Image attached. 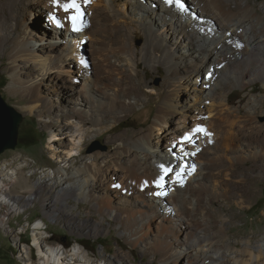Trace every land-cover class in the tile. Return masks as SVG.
Segmentation results:
<instances>
[{
    "label": "bare ground",
    "instance_id": "6f19581e",
    "mask_svg": "<svg viewBox=\"0 0 264 264\" xmlns=\"http://www.w3.org/2000/svg\"><path fill=\"white\" fill-rule=\"evenodd\" d=\"M183 1L187 5L186 11L176 9V6L168 8L162 0H77L80 13V19L77 21L79 29L89 23L91 24H89V31L93 30L92 24L102 28L106 19L109 18L108 16L124 20L125 10L128 8L135 14H138L136 13L138 10L143 9L149 17L155 18V21H148L147 15H144L147 21L142 25L149 30V33H147L146 49L141 52V55L149 53L150 57L162 62L170 74L171 84L165 93L156 94L158 104L153 112V119L146 129L112 135L114 138L121 139L126 146L125 164L123 160H107L105 156L102 157L101 164H98L97 159L94 158L91 161H86L81 169L77 170L79 175L76 174L73 179L70 178L71 183L64 184L60 179L57 180V184L53 188L42 187L43 185L40 188L35 183L32 186L23 187L21 191L35 192L36 194L52 191L63 195H70V193L78 191L76 197L90 205L92 211L89 210V213L95 212L117 221L116 225L132 246H140L143 253L158 256L161 264H264V260H261L263 261L261 263L257 259L259 255L260 257L263 255L264 259V235L254 244L251 243L250 238H247L242 241V246L238 247L235 244L231 245L226 240L224 225L214 235L206 230L207 221L194 219V212L198 208L200 196L209 187L207 178H212L211 181L215 182L211 188L212 192L217 193L216 190L219 188L217 186H220L222 181L220 177L228 178L234 167L232 164H223L221 167L211 166V168L209 166V163L213 165L211 160L219 154L216 150L218 141L222 138L233 140L237 137L232 122L219 127L214 124V118L222 119L226 116L225 113L223 114V110L228 104V95L224 93V84L226 83L230 88L237 86L243 88L257 79L262 80L264 84V21L256 15L243 19L242 15H239V10L234 9L231 5L233 0ZM11 2L8 11L11 20L7 22L0 19V42L11 40L7 51H9L11 62L16 66L19 61L23 60L22 57L26 51V34L28 33L27 24L24 22L21 27L26 32L13 34L12 21L14 19L11 14L16 13L18 8L29 13L40 11L41 16L46 17L51 28L45 29L50 36L49 41L57 38L59 29H64L65 34L73 31L69 16L74 15L75 10L65 12L58 5L54 6L53 0H11ZM66 2L67 0H59V3ZM242 3V1L239 2L241 5ZM187 7L193 8L204 19L192 17L188 13ZM260 9L264 11V4L260 5ZM251 10L252 8L249 9V11ZM50 16L56 17L60 24L59 27L50 19ZM252 19H255L254 25H252L253 22L251 23ZM152 22L155 25L157 22L159 25V29L157 28L155 32L151 31ZM252 27H254V31ZM0 49L6 50L4 47ZM154 49H160L159 54L153 53ZM71 53H73V49ZM73 54L75 55V53ZM46 59H41L43 62L37 64L42 75L53 72L55 68L61 69L64 63L68 66L74 65L72 62L74 57H69V59L64 57L60 62L51 60L47 64L45 63ZM141 59L140 56L139 60ZM149 59L147 58L146 61ZM184 73H189L190 78L186 79ZM186 76L189 77L188 74ZM11 78L12 87L21 90L23 87L22 83H18V74L12 73ZM182 79L184 82L180 83ZM41 81L38 76L27 81L28 84L33 82L29 92L31 90L33 95L36 94ZM69 81L71 83L68 89L75 91L77 97L81 96L77 98L76 102L70 100L73 104L71 114L81 115L82 120L85 118L90 124L101 125V129L106 132L115 127L119 115H129L133 104L126 102L125 99L132 97L130 92L132 89L139 88L138 85L132 84L129 87H121L117 91H105L106 89L101 91L99 88L101 85L96 79L84 80L83 83H80L73 76ZM78 84H80L79 88ZM181 84L185 88L189 85V89H191L193 101L181 110L194 113L191 118L192 127L188 126L184 119L178 120L179 122L173 127L169 124L170 115L176 114L179 108L178 104L172 101L178 95L176 93L178 89L183 86ZM105 86L109 88L108 84ZM205 89H208V92H205ZM153 94V91L147 94L149 96L147 101H150ZM28 96L24 94L22 98L28 100ZM133 98L134 103L140 101V97L136 94H133ZM45 101L49 106L51 105L50 100L45 99ZM250 101L253 102L255 99H250ZM34 103L33 101V104L28 105V108L34 109ZM205 113L207 116H204ZM108 118L112 119V123L103 126L104 121H107ZM80 138L77 137L78 140ZM194 142H198L199 147L196 153L193 152ZM254 147L256 146L253 145L252 148ZM176 151L182 152L174 155ZM73 152L74 147L72 146L67 150L68 156ZM115 158L118 159V157ZM5 163L0 165V172L6 171L0 179V204H8L10 208L16 209L19 207L18 202L22 194L4 188L6 184L2 180L4 179L5 182L7 180L17 181L20 185L26 186L27 178L21 171L18 172V168L21 169L22 166H19L17 171L6 170ZM161 165L171 171L165 174ZM254 165H249L248 169L253 170ZM82 173L83 176L79 177ZM192 173H195V178H191ZM52 175V177H56L54 171H52ZM253 179L254 177L248 174L242 176L240 180L249 185ZM157 182L162 187H158ZM224 185L221 188L226 191L228 188H226V184ZM251 185L253 186V184ZM158 192H162L164 195H156L155 193ZM122 194H129L131 199L125 198L120 201ZM221 194H225V192ZM115 195L119 201L114 198ZM133 195L139 196L138 199ZM43 205L45 204L43 203ZM50 215L54 216L56 212L53 210ZM154 223L155 232L152 230ZM42 224V221L37 222L34 228H41ZM102 224L99 219L91 228V232L97 234L102 231ZM193 230H196L197 234H193ZM85 233L88 234V231ZM216 235H221L222 238H215ZM43 241L44 237L40 231L35 230L31 233L32 243L30 246L36 249L37 258L33 260L32 254L26 251L27 254L21 256L24 260L23 264H127V252L122 248H118L112 255L99 252L90 258L78 255L82 247L77 244L67 252L61 250L62 248L58 245L46 246ZM230 247H234L239 252L229 254Z\"/></svg>",
    "mask_w": 264,
    "mask_h": 264
},
{
    "label": "rangeland",
    "instance_id": "374dc122",
    "mask_svg": "<svg viewBox=\"0 0 264 264\" xmlns=\"http://www.w3.org/2000/svg\"><path fill=\"white\" fill-rule=\"evenodd\" d=\"M241 1L242 5L239 4ZM10 4H12L11 0H0V19L7 22L11 20L8 12ZM261 4H264V0H233L231 2L233 8L239 10V15H242L243 19L256 15L264 21V11L260 9ZM87 5L89 6V4ZM250 8H252L251 11H249ZM187 9L192 10L193 8L187 7ZM193 11L197 16H200L195 10ZM39 12L29 13L18 8L16 13L11 14L14 19L12 21L13 34L28 31L26 51H24L23 60L19 61L17 66L11 62L9 51H7L11 40L0 42V45L2 44L0 48L6 49L5 51L0 49V93L7 103L22 115L18 127L17 144L14 148L6 149L0 155V165L6 162V170H16L22 166L21 169L18 168V172L21 171L27 178L26 186L20 185L17 181L7 180L5 182L4 179L2 180L7 186L4 188L14 190L22 195L18 202L19 207L16 209L10 208L8 204H0V264H23L24 260L21 256L26 255L28 251L32 254L33 260H36V249L30 246L32 243L31 233L35 230L41 232L46 246L58 245L62 248L61 250L67 252L75 244L81 246L83 249L81 248V252H78L81 257L89 256L91 258L99 252L112 255L118 248H122L127 252V264H161L158 256L143 253L140 246H132L119 230L116 225L117 221L108 216L102 215V217L95 212L89 213V210L92 211V209L84 200L76 197L78 191L70 193V195L52 191L40 194L21 191L23 187H29L35 183L40 188L42 185V187L53 188L57 184V180L60 179L64 184L71 183L70 178L73 179L74 175H79L77 170L81 169L86 161H91L94 158L97 159L98 164H101L104 156L107 160H123L125 164L126 146L121 139L114 138L112 135L146 129L153 119V112L158 104L156 94L165 93L171 84L170 74L162 62L150 57L149 53L141 55V52L146 49L147 33H149V30L142 24L147 20L155 21L156 19L149 17L143 9L138 10L136 12L138 14H135L128 8L125 10L124 20L108 16L109 18L106 19L102 28L92 24L93 30L91 31L88 29L90 23V25L86 24L87 27L84 26L78 31L67 34L64 29H59L57 38L49 41L50 36L45 29H49L50 26L46 17L41 16ZM144 15H147V20ZM254 21L255 19L251 20L252 25H254ZM24 22L27 24L26 30L21 27ZM151 27L152 32L159 29L157 22L156 25L152 22ZM72 49L76 56L71 53ZM130 50L131 52H129ZM159 52L160 49L153 50L155 54H159ZM140 56L141 60H139ZM64 57L67 59L74 57L72 60L74 65L68 66L64 63L61 69L55 68L53 72L42 75L40 67L37 65L43 62L41 59L47 58L45 60L47 64L51 60L60 62ZM147 58L148 61H146ZM14 72L18 74V83H22L21 90L13 88L11 85V75ZM187 74L189 76V73H184V76L189 79L190 76L187 77ZM35 76H38L42 81L38 85L37 93L33 95L31 90L29 92L33 82L28 84L27 81ZM73 76L80 83H83L84 80L96 79L101 85L99 87L101 91L105 89V91H117L121 87L138 85V89L130 91L132 97L125 99L126 102L133 104L129 115H119L115 127L106 132L101 129V125L90 124L85 118L82 120L81 115L71 114L73 104L70 100L76 102L77 98L81 97H77L75 91L68 89L71 83L69 80ZM180 81V83L184 82L183 79ZM185 83L187 84V82ZM105 84H108L109 88H106ZM79 86L80 84L77 85L78 88ZM182 87L178 89L176 92L178 95L172 101L179 106L176 114L170 115L169 124L172 127L181 119L187 121L188 126H193L191 118L194 113L181 110L193 101L191 89H189V85L186 86L187 88L184 85ZM223 88L225 89L224 93L228 95V104L223 110V114L225 113L226 116L224 115L225 117L222 119L214 118V124L219 127L232 122L237 137L233 140L222 138L219 140L220 142L218 141L216 150L219 157L213 158L211 160L213 165L209 163V166L211 168V166L221 167L223 164H232L234 167L232 166L233 169L228 178L220 177L222 181L220 186H217L219 187L216 190L217 193L212 192L215 182L211 181L212 178H207L209 187L200 196V206L198 205L194 212V219L207 221L206 230L214 235L224 225V235L228 243L241 247L242 241L247 238H250L251 243L254 244L264 235V134L262 135L264 133V84L262 80L257 79L243 88L239 86L230 88L226 83ZM152 91L154 94L150 101H147L149 97L147 94ZM205 92H208V89H205ZM24 94L29 95L28 100L22 98ZM133 94L140 97L138 103H134ZM45 99L50 100V106ZM250 99H255L254 104ZM33 101L35 107L31 110L28 105L33 104ZM204 116L207 114L205 113ZM110 123H112V119L108 118L107 121H104L103 126ZM77 137H81L80 140ZM194 145L193 152L196 153L199 150L198 142H194ZM253 145L256 146L255 149L252 148ZM72 146L74 152L68 156L67 150ZM180 152L182 151H176L174 155ZM255 156L258 158L256 159ZM248 164H255L253 170L248 169ZM52 171L56 173V177H52ZM5 173L6 171L0 172V179ZM247 173L254 177L249 185L240 180L242 176L248 175ZM81 176L83 173L79 177ZM191 178H195V173L191 174ZM40 180L41 182H38ZM223 183L228 188L226 191L221 188L225 186ZM219 192L220 194L225 192V194L220 195ZM133 196L136 199L139 197ZM114 198L119 201L116 195ZM125 198L131 199V196L122 194L120 201ZM216 198L218 199L216 200ZM53 210L56 212L54 216L50 215ZM99 219L103 223L101 226L103 230L93 234L91 228ZM107 219L108 221H106ZM41 221L43 222L42 227L34 228L35 224ZM152 230L155 232V223L152 224ZM86 231L88 234L85 233ZM193 231V234H197L196 230ZM216 237L220 238L221 235H216ZM230 248L229 252L227 251L229 254L237 251L234 247ZM257 259L262 263L263 255L261 257L259 255Z\"/></svg>",
    "mask_w": 264,
    "mask_h": 264
},
{
    "label": "water",
    "instance_id": "95a60500",
    "mask_svg": "<svg viewBox=\"0 0 264 264\" xmlns=\"http://www.w3.org/2000/svg\"><path fill=\"white\" fill-rule=\"evenodd\" d=\"M21 118L22 115L0 93V155L16 146Z\"/></svg>",
    "mask_w": 264,
    "mask_h": 264
},
{
    "label": "snow or ice",
    "instance_id": "6c2138e0",
    "mask_svg": "<svg viewBox=\"0 0 264 264\" xmlns=\"http://www.w3.org/2000/svg\"><path fill=\"white\" fill-rule=\"evenodd\" d=\"M174 2H175L176 7L179 10L186 11V9L184 8V5L181 2V0H165V3L168 4V5H172ZM53 4H54V6L58 5L65 12H68L69 10H75V14L69 16V21L72 24V30L73 31H78L79 28L77 27V21L80 19V13H79V5L77 4V0H67L66 3H59V0H53ZM50 19H52V21L54 23H57L58 27L60 26V24L57 22L55 16H50ZM161 168L163 169L165 174H167V172L171 171L170 169L164 168L163 165H161ZM161 179H163V177H161ZM157 186L158 187H162V185L159 184V182H157ZM116 187H119V185H116ZM155 194L158 195V196L164 195V193H162V192H158V193H155Z\"/></svg>",
    "mask_w": 264,
    "mask_h": 264
},
{
    "label": "trees",
    "instance_id": "16d2710c",
    "mask_svg": "<svg viewBox=\"0 0 264 264\" xmlns=\"http://www.w3.org/2000/svg\"><path fill=\"white\" fill-rule=\"evenodd\" d=\"M27 137H29V135H27Z\"/></svg>",
    "mask_w": 264,
    "mask_h": 264
},
{
    "label": "clouds",
    "instance_id": "9594fccd",
    "mask_svg": "<svg viewBox=\"0 0 264 264\" xmlns=\"http://www.w3.org/2000/svg\"><path fill=\"white\" fill-rule=\"evenodd\" d=\"M35 252V251H34ZM35 254V253H34Z\"/></svg>",
    "mask_w": 264,
    "mask_h": 264
}]
</instances>
